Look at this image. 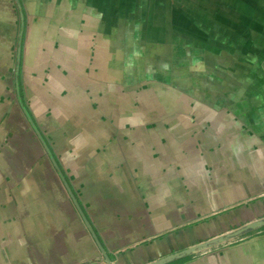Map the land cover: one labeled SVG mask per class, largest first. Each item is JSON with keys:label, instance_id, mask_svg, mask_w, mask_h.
Here are the masks:
<instances>
[{"label": "crops", "instance_id": "crops-1", "mask_svg": "<svg viewBox=\"0 0 264 264\" xmlns=\"http://www.w3.org/2000/svg\"><path fill=\"white\" fill-rule=\"evenodd\" d=\"M22 2L29 13L22 70L26 104L111 261L102 257L16 106L14 49L21 17L16 0H0V264H151L264 219L259 20L248 27V52L240 55V44L231 38L224 45L228 50H214L221 54L216 56L210 47L227 26L210 17L217 20L213 11L225 5L184 0L196 19L173 22L171 32L185 39H165L151 25L149 34L136 38L140 45L136 55L126 56L127 68L117 63L119 52L109 41L99 42L96 28L85 30V19L99 11L96 1ZM72 9L82 10L74 23L65 18ZM197 10L208 20L199 28ZM211 24L217 25L213 32ZM48 28L53 33L47 36ZM200 30L209 48L204 54L201 46L196 55L177 42L198 41ZM216 40L222 43V34ZM202 56L209 59L200 62ZM224 58L242 66L259 58L255 76L241 85L230 82ZM198 88L204 92L200 112ZM9 106L14 110L4 116ZM220 244L167 264H264V227Z\"/></svg>", "mask_w": 264, "mask_h": 264}, {"label": "rangeland", "instance_id": "rangeland-1", "mask_svg": "<svg viewBox=\"0 0 264 264\" xmlns=\"http://www.w3.org/2000/svg\"><path fill=\"white\" fill-rule=\"evenodd\" d=\"M88 1L89 0H81L83 4L84 2H88ZM92 1L93 2L96 1L100 5V7L95 18L85 19L88 22L87 23L88 28L86 27L85 30L86 31L90 30L89 29L90 26L96 28L98 30L97 37L99 42L101 43V42L109 41L114 49V52L115 53L119 52L118 56L116 57L117 63L119 65L121 64L125 65L124 67H127L126 63L127 64L129 62L131 63V61H129L130 59H128L126 56L128 54H130V56H134L138 51V46L140 45L139 43L140 41L136 40V38H138L139 35L144 37V35L149 34L148 30L151 29L150 27L151 25L156 24L157 26L156 29L157 28L159 29V36L164 37L165 39L170 40L169 37L179 40L185 39V36L180 35L181 33L178 35L176 33L171 32L172 30L171 28H173L174 26L172 23L173 22L189 23L192 20V18H195L194 13H196L195 11L186 9L185 4H183L184 0H92ZM188 1L192 2V0H188ZM193 1H196L195 4H198L199 2V4L205 3L206 5H210L206 3L209 1L210 2L219 1L225 5V9L222 8L218 11H213L219 17L217 18V20L214 17H210L212 22L215 21V22L224 23V26H227L226 28L220 29L222 31L220 33L222 34V40L220 42L222 43H218L219 40H216L220 36L219 34L210 47L212 52H216L215 53L216 56H220L221 54L218 55L219 51H214V50H220L221 52L224 51V49H227L224 45L225 43L228 45V40H230L231 38L236 40L237 45L240 44V49H241V53H239L240 55L250 50L252 33H249L250 31L248 27L253 26L252 19L253 20L256 19L257 21L258 20L260 21L259 23L262 24V29H263L261 30V33L264 34V0H193ZM14 10H16L15 7ZM81 11L80 10L74 11L73 9L66 10L65 18L70 20L71 23H74L77 21L78 17H82L80 15ZM197 12L199 13L198 17L200 21V22L197 21L198 24L197 28H199L200 27L199 24H202L204 26V24L207 23L208 20H206L203 14L204 11L197 10ZM206 12L210 13V11H206ZM216 26H217L216 24L210 25L211 32L216 30L215 29ZM185 27L186 26L183 27V32L186 35L190 36L192 33L190 31H185L186 29ZM48 29L49 31L46 32L44 31V33L47 36L53 33L50 30V28ZM224 29H227V31ZM223 30L226 32H224ZM196 36L198 41H195L194 43H189L185 41L182 42L177 41V42L183 45H188L189 49L192 50L195 49L196 55L201 54V52H199L200 46L202 48L203 54L205 51H209L208 47H207L208 49L206 50V46H208V43H205L203 42L204 40L202 41L201 39H199V37H202L201 30L197 32ZM236 51L239 52L238 48L236 49ZM15 55H17V48L14 49L15 77L13 74V84L14 82L16 83V78H17L16 75L17 58H15ZM211 56L213 57L212 54ZM208 59H209L208 57L204 58L202 56L199 59V61L203 62L204 60H208ZM229 60L230 61L232 60L233 62H229ZM224 63L226 66H229L227 67V69L229 70L231 76L228 77V80L230 82H233L234 84L238 83L237 85H241L244 84V82L246 83L250 76L253 77L255 76L252 67L253 65L254 67L258 66L259 58H255L251 60L250 63L248 64L243 62L244 63L243 66L242 64H240L241 62L239 61H238L239 64H235V61L232 58H229L228 62H226L225 60ZM132 65L135 66L134 64ZM177 73H178L177 71L174 72V74ZM258 76L260 77V75ZM196 93H197L196 98H198L200 104V105L199 104L196 105V108L199 112L204 111L205 106H203L202 104L203 103L202 97L204 96V92L201 89H199L198 92L196 91ZM17 94H18L17 89L14 88V101L18 100L19 98V95L17 97ZM16 106H19L20 109L22 110L19 100H18V105ZM12 110H14V106L7 107L6 110L4 111V116L9 114ZM1 148H3V146H1ZM248 233L245 234L247 235ZM245 234H242L236 238H232L226 242H230L232 240L239 239L240 237H244ZM219 245L221 244L220 243L214 244L211 245L210 247L200 249L199 251L200 252L206 251L208 249H212Z\"/></svg>", "mask_w": 264, "mask_h": 264}, {"label": "water", "instance_id": "water-1", "mask_svg": "<svg viewBox=\"0 0 264 264\" xmlns=\"http://www.w3.org/2000/svg\"><path fill=\"white\" fill-rule=\"evenodd\" d=\"M18 7L20 9V17H21V30H20V34H19V47H18V52H17V66H16V89H17V93L19 95V103L22 107V110L24 112V114L26 115L28 121L30 122L32 128L34 129L38 139L40 140V142L42 143L46 153L48 154V156L50 157L54 167L57 169L76 209L78 210L79 214L82 217V220L84 221L85 225L87 226V228L89 229L96 245L98 246V248L101 251L102 257L105 258V260L107 262L111 261L110 258V251L107 249L105 242L103 241V239L101 238V236L99 235L94 223L90 220V218L88 217V215L86 214V211L84 210L79 197L77 196L72 184L70 183L68 177L64 174V172L62 171V167L60 165V162L58 160V157L56 156L54 150L52 149L48 139L46 138V136L44 135L42 129L40 128V126L38 125L36 119L34 118L33 114L31 113L30 109L28 108V106L24 103L22 97H21V86H20V79L18 78V75L22 72L23 70V55H24V39H25V34H26V27H27V15L24 13L23 11V5L21 3L20 0H16ZM264 227V219L262 220H258L252 223H249L235 231H232L230 233H227L225 235H222L220 237L211 239L209 241L203 242V243H199L197 245H194L192 247H189L187 249H184L180 252L168 255L158 261H155L151 264H167L175 259H179L188 255H191L193 253H195L196 251H199L200 249L203 248H207L210 247L211 245L214 244H218V243H225L226 241L232 239V238H236L239 237L242 234L248 233L250 231L256 230L258 228ZM101 258V257H100ZM99 258V259H100Z\"/></svg>", "mask_w": 264, "mask_h": 264}, {"label": "trees", "instance_id": "trees-1", "mask_svg": "<svg viewBox=\"0 0 264 264\" xmlns=\"http://www.w3.org/2000/svg\"><path fill=\"white\" fill-rule=\"evenodd\" d=\"M21 1V3H22V5H23V11H24V13L26 14V15H28V13H27V10H26V8H25V6H24V3L22 2V0H20ZM18 9H19V7H18ZM19 13H20V9H19ZM26 21H28V17H27V20ZM28 23V22H27ZM28 26V25H27ZM26 31H27V27H26ZM25 31V32H26ZM25 38H26V34H25ZM24 42H25V39H24ZM18 78L20 79V86H21V95H22V99H23V101H24V103L26 104V100H25V98H24V96H25V92H24V87H23V80H22V72L18 75ZM26 105H28V104H26ZM31 111V110H30ZM31 113H32V111H31ZM33 114V113H32ZM51 160V159H50ZM52 162V161H51ZM53 164V163H52ZM63 171V170H62ZM64 174H65V172H64ZM66 175V174H65ZM85 210V209H84Z\"/></svg>", "mask_w": 264, "mask_h": 264}, {"label": "flooded vegetation", "instance_id": "flooded-vegetation-1", "mask_svg": "<svg viewBox=\"0 0 264 264\" xmlns=\"http://www.w3.org/2000/svg\"><path fill=\"white\" fill-rule=\"evenodd\" d=\"M53 149V148H52Z\"/></svg>", "mask_w": 264, "mask_h": 264}]
</instances>
